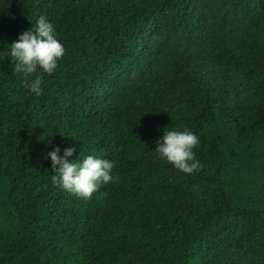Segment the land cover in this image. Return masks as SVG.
Listing matches in <instances>:
<instances>
[{"label": "trees", "instance_id": "16d2710c", "mask_svg": "<svg viewBox=\"0 0 264 264\" xmlns=\"http://www.w3.org/2000/svg\"><path fill=\"white\" fill-rule=\"evenodd\" d=\"M40 16L65 54L37 96L10 48ZM56 146L119 180L63 190ZM0 264H264V0H0Z\"/></svg>", "mask_w": 264, "mask_h": 264}, {"label": "clouds", "instance_id": "9594fccd", "mask_svg": "<svg viewBox=\"0 0 264 264\" xmlns=\"http://www.w3.org/2000/svg\"><path fill=\"white\" fill-rule=\"evenodd\" d=\"M64 54L65 48L56 38L54 25L44 16L38 18L33 29L20 34L10 48V57L15 61L14 73L23 74L24 86L37 96L42 94L43 76L36 75L29 81V75L37 72V66L51 75ZM199 142L198 136L191 131L164 130L155 151L178 170L193 174L202 168L192 151ZM60 151L61 148L56 146L47 156L54 173L51 176L52 183L65 191L90 199L101 184L119 180L118 176L112 175L114 162L92 155L85 156L82 160H70L76 151L74 146L65 148L63 156L59 155Z\"/></svg>", "mask_w": 264, "mask_h": 264}, {"label": "rangeland", "instance_id": "374dc122", "mask_svg": "<svg viewBox=\"0 0 264 264\" xmlns=\"http://www.w3.org/2000/svg\"><path fill=\"white\" fill-rule=\"evenodd\" d=\"M224 12H228L230 19H236L239 15L232 9H227Z\"/></svg>", "mask_w": 264, "mask_h": 264}]
</instances>
